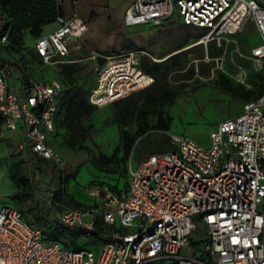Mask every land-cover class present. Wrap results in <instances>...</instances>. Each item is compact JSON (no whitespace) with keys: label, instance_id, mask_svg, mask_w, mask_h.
Wrapping results in <instances>:
<instances>
[{"label":"built area","instance_id":"1","mask_svg":"<svg viewBox=\"0 0 264 264\" xmlns=\"http://www.w3.org/2000/svg\"><path fill=\"white\" fill-rule=\"evenodd\" d=\"M174 15L206 32L183 51L216 43L223 49L214 59L217 74L222 71L246 87H251L247 69L236 64L229 73L225 61L228 43L253 24L258 42L245 59L256 72L264 71V0H136L125 22L129 27L160 24ZM55 23L52 33L34 42L36 64L78 61L71 53L81 44L73 41L83 37L87 25L77 14H60ZM10 31L0 15L5 48L11 45ZM146 54L131 50L104 57L89 87V101L103 109L152 85L154 78L141 68ZM15 67L29 73L25 62L0 63V140L21 131L20 151L30 150L64 168L66 160L52 143L65 84L28 77L17 92L10 87ZM171 140L172 150L130 168L127 185L119 192L111 183L95 180L86 188L91 206L61 213L62 225L83 231L80 242L91 241L83 250L52 239L20 209L1 207L0 264H264V94L220 122L207 142L187 135H172ZM99 221L105 242L94 243L92 232ZM198 234L204 236L198 239Z\"/></svg>","mask_w":264,"mask_h":264},{"label":"rangeland","instance_id":"2","mask_svg":"<svg viewBox=\"0 0 264 264\" xmlns=\"http://www.w3.org/2000/svg\"><path fill=\"white\" fill-rule=\"evenodd\" d=\"M130 0H61L63 6L70 15L77 14L87 25V32L79 41L81 48L71 53V59L78 60L81 71L78 74V84L88 89L93 82L95 71L106 56L119 55L131 50H144L149 56L155 59L166 61L170 56L175 55L183 49L190 47L199 40H190L186 47L178 49L177 45L183 31L186 30L180 18L174 15L171 18L161 21L160 24H148L144 26L129 27L125 22L123 6ZM128 5V4H127ZM94 16L92 17V13ZM195 32V31H194ZM36 37L26 35L25 48L20 53L9 52L0 43V63H27L26 75L19 68L15 67V74L10 79L11 89L21 92L24 81L28 77L35 80L60 79L61 65L42 66L35 63L34 46ZM258 42V33L253 24L248 29L232 38L228 43V55L230 67L226 68L229 73L236 71V64L240 59L250 55L252 47ZM204 47V62H210L208 46ZM24 55L25 59H22ZM203 55L201 46H194L189 50V64L200 63ZM246 60V59H245ZM233 61L235 64H233ZM250 62L249 60H247ZM240 64V63H239ZM248 64V63H246ZM245 64V65H246ZM244 65V66H245ZM246 68V67H245ZM214 72L202 76L197 72L192 80L185 82L184 87L179 89V95L173 105L165 108V116L170 120L169 130L164 133L167 137L172 135L192 136L199 141L207 142L211 132L223 120L239 115L244 106L234 97L224 93L216 84L217 62L212 67ZM94 131L92 139L85 145L82 151H74L64 144L66 132L59 129L57 136L53 137V146L56 147L66 160L64 168L59 167L53 161L39 158L35 163L36 179L40 182L37 191V199L30 200L23 204L18 203L12 195L18 190L17 185L10 179L8 168L16 160L21 159L17 147L10 149L7 157H0V206H11L20 209L26 220L37 224L44 229L52 238L58 217L67 210L69 205L60 202L57 194L65 184L60 177L74 175L82 172L89 180L98 179L102 181H117L125 186L127 183L130 168L139 166L145 156L139 159L132 152L127 158L124 152L119 153L118 161L108 167L98 168L95 160L99 156H113L121 146L120 126L114 118L112 105L103 108L93 119ZM151 135L158 134L155 131ZM30 165L27 158L23 159L22 172L29 174ZM86 187V186H85ZM84 187V188H85ZM54 196L56 198H54ZM42 211L47 217L45 226L33 220V213ZM49 209L53 214H48ZM204 235L198 234L201 239ZM90 247V243H87Z\"/></svg>","mask_w":264,"mask_h":264},{"label":"trees","instance_id":"3","mask_svg":"<svg viewBox=\"0 0 264 264\" xmlns=\"http://www.w3.org/2000/svg\"><path fill=\"white\" fill-rule=\"evenodd\" d=\"M60 14H62V10L59 0H0V15L5 17L11 25L9 34L11 45L6 49L9 52L21 51L22 48L26 47L27 34L36 38L40 37L44 28L55 23ZM91 16H94V12ZM182 25L186 27V30L180 35L178 49L186 47L190 40L197 41L206 34L201 29L192 28L183 23ZM197 46L203 48V55L200 57V63L198 64H189L187 55L191 48L170 56L164 62H155L147 54L143 56L141 68L154 78V82L148 88L135 92L128 98L112 104L114 118L120 126L121 146L113 156L97 157L95 165L98 168L102 169L115 164L121 151L124 152L127 158L134 152L136 158L139 159L172 150L171 138L164 135L170 126V120L164 113L165 108L174 104L179 95V89L186 85L185 82L192 80L197 72L202 76L209 75L215 65L214 59L223 54V49L217 48L216 43L210 42L208 44V54L213 60L204 62L203 44ZM34 59L37 60L36 55ZM239 63L243 66L248 63L244 67L248 71V82L251 87L238 83L222 71L217 74L215 82L224 93L234 97L244 106L264 94V71L256 72L252 68L251 62L245 59H240ZM225 66L226 68L231 66L228 58L225 61ZM61 67L65 90L60 100L55 124L57 132L59 129L66 132L65 146L74 151H82L92 139L93 119L101 109L89 101V90L78 84V74L81 71V66L76 62H72L62 64ZM151 131L158 134L151 135ZM38 159L39 157L35 153H30L28 175L22 172V160H18L8 168L10 179L18 187L12 198L20 204L37 199L40 182L36 179L35 163ZM72 176L74 175L60 177V180L66 185ZM98 181L104 183L108 180ZM113 189L115 190L114 187ZM56 195L60 202L70 207L82 206L66 193L65 187ZM55 196L54 198H56ZM31 213H33V220L38 224L43 226L47 224V217L42 214V211L37 212L32 208ZM48 214H53V210L49 209ZM28 222L38 226L33 222ZM52 231V239L62 242L73 250H83L87 247V243L91 242L89 240L85 243L80 242V238L84 236L83 231L62 225L59 217ZM92 234V242H105V231L101 221L98 222L96 230Z\"/></svg>","mask_w":264,"mask_h":264},{"label":"crops","instance_id":"4","mask_svg":"<svg viewBox=\"0 0 264 264\" xmlns=\"http://www.w3.org/2000/svg\"><path fill=\"white\" fill-rule=\"evenodd\" d=\"M135 1L136 0H130L129 3H127L128 5L126 4L125 6H123V8H121V10H123L124 13H126L127 9ZM59 3L61 5L62 14L65 16H71L69 14L68 10L63 6V3L61 2V0H59ZM124 16H125V14H124ZM56 28H57L56 23H53L49 26H46L43 30V34L52 33ZM2 129H3V122L0 119V130H2ZM22 140H23V133L21 131H17L11 135H6L3 139L0 140V157L9 156L10 149H12V147L18 148V145ZM18 151H19V153H21V157H20L21 159H18V160L23 161L24 158H27V160L29 159V155L31 153L30 150L20 151L18 148ZM39 158H41V157H39ZM18 160H16L15 162H17ZM94 180H98V179L89 180L82 172L74 174V176L69 178L68 182L66 183L65 191L69 196L73 197L74 200L76 202H78L79 204H81L83 206H91L93 204V200L87 195L86 188L91 183H93ZM107 182H110L112 185H114L116 192H119L121 189H123L126 186V185L122 186V185L118 184L117 181H114V182L107 181ZM1 207H3V206H0V209H1ZM68 207H70V206H68Z\"/></svg>","mask_w":264,"mask_h":264}]
</instances>
